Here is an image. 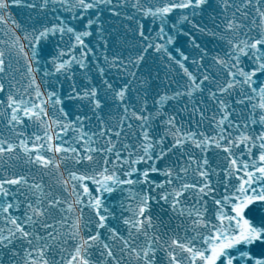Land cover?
<instances>
[{
    "label": "snow or ice",
    "instance_id": "6c2138e0",
    "mask_svg": "<svg viewBox=\"0 0 264 264\" xmlns=\"http://www.w3.org/2000/svg\"><path fill=\"white\" fill-rule=\"evenodd\" d=\"M0 264H264V0H0Z\"/></svg>",
    "mask_w": 264,
    "mask_h": 264
},
{
    "label": "water",
    "instance_id": "95a60500",
    "mask_svg": "<svg viewBox=\"0 0 264 264\" xmlns=\"http://www.w3.org/2000/svg\"><path fill=\"white\" fill-rule=\"evenodd\" d=\"M15 15L17 16V18H19L22 14L19 12H16ZM151 63H152V61H151V59H149V64H151Z\"/></svg>",
    "mask_w": 264,
    "mask_h": 264
}]
</instances>
